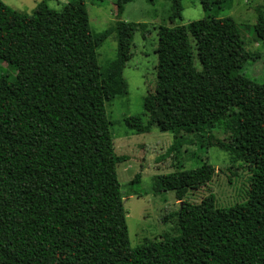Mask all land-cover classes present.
Instances as JSON below:
<instances>
[{"label":"trees","instance_id":"1","mask_svg":"<svg viewBox=\"0 0 264 264\" xmlns=\"http://www.w3.org/2000/svg\"><path fill=\"white\" fill-rule=\"evenodd\" d=\"M131 1L112 0L116 20L97 35L83 0L58 11L42 0L31 14L0 1V62L16 71L0 82V264H264V74L262 81L243 74L259 56L223 16L232 0H198L203 19L156 29L157 81L143 109L158 131L172 134L166 155L176 170L153 186L180 202L179 234L131 247L116 173L128 158L115 153L105 108L127 93L123 70L141 26L120 20ZM167 1L170 22L181 21V0ZM254 11L264 43V0ZM113 32L116 57L101 69L96 51ZM229 110L233 149L252 157L248 199L230 207H217L213 194L189 202L186 194L216 170L205 161L176 167L183 133L206 138ZM125 122L145 129L138 116Z\"/></svg>","mask_w":264,"mask_h":264},{"label":"rangeland","instance_id":"2","mask_svg":"<svg viewBox=\"0 0 264 264\" xmlns=\"http://www.w3.org/2000/svg\"><path fill=\"white\" fill-rule=\"evenodd\" d=\"M0 1L20 14H31L42 0ZM68 1L46 0V3L50 9L58 11ZM83 1L88 26L94 35L105 31L115 22L112 0L100 3ZM262 3L263 0H232L230 10L223 13V16L231 17L237 24L245 49L259 56L249 60L243 68V74L256 81H262L264 74V43L258 40L253 30L256 23L254 9ZM181 8V21L171 23L168 19L170 2L167 0H156L154 4L146 0H133L125 6L120 16L122 21L141 25L134 33L130 49L132 56L123 70L127 93L116 96L105 105L115 153L128 158L116 165V173L122 187L131 247L159 240L164 235L172 237L179 234L177 211L180 202L176 201L174 192H157L153 186L157 175L176 170L172 155H166L172 143V134L158 131L153 123L154 115L144 111L143 103L145 97L154 93L157 81V27L188 24L205 17L198 0H181ZM116 47V33L113 32L96 51L101 69L115 59ZM195 66L199 69L196 58ZM15 74L14 67L0 62L2 86L13 81ZM137 116L145 128L143 132L126 125V118ZM234 127L235 114L229 110L206 129V138L183 133L184 156L179 158L176 167L179 165L180 169H193L199 161H205L216 170L210 183L186 194L187 201L199 202L208 194H213L217 207H230L248 199L253 162L250 155L233 149ZM217 142L226 145V148ZM136 176L138 179L135 180Z\"/></svg>","mask_w":264,"mask_h":264}]
</instances>
